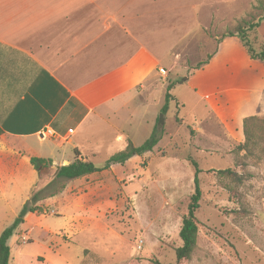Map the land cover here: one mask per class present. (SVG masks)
I'll use <instances>...</instances> for the list:
<instances>
[{"label":"rangeland","instance_id":"rangeland-1","mask_svg":"<svg viewBox=\"0 0 264 264\" xmlns=\"http://www.w3.org/2000/svg\"><path fill=\"white\" fill-rule=\"evenodd\" d=\"M259 1L218 0V8L210 1L206 28L181 44L184 50L177 62L161 66L150 93L153 102L136 111L133 142L138 146L152 131L150 119L155 125L162 115L164 93L172 84L174 100L158 123V144L123 165L46 186L30 202L40 212L27 215L8 239L10 260L173 262L181 244V220L194 191L191 158L200 170L201 196L195 212L196 246L186 264H264V62L251 59L238 38L224 37L239 21L264 14ZM249 38L256 50L264 47V18ZM248 117L255 119L247 122L246 134ZM7 140L0 134V144L17 149V142ZM30 143L34 154L54 153L47 141L41 146L35 139ZM55 155L59 163L75 158L74 150ZM107 158L105 150L84 157L97 168ZM50 160L44 167L58 165ZM17 167L12 184L4 187V199L0 193V234L30 199L44 168L34 170L19 162Z\"/></svg>","mask_w":264,"mask_h":264},{"label":"crops","instance_id":"crops-1","mask_svg":"<svg viewBox=\"0 0 264 264\" xmlns=\"http://www.w3.org/2000/svg\"><path fill=\"white\" fill-rule=\"evenodd\" d=\"M210 1L0 0V134L17 142L0 144L3 199L18 162L32 167L25 154L61 166L72 159L59 163L57 152L109 157L134 145L138 106L153 102L161 66L177 62L181 44L206 28ZM45 129L52 136L41 138ZM34 139L54 153L34 154Z\"/></svg>","mask_w":264,"mask_h":264},{"label":"trees","instance_id":"trees-1","mask_svg":"<svg viewBox=\"0 0 264 264\" xmlns=\"http://www.w3.org/2000/svg\"><path fill=\"white\" fill-rule=\"evenodd\" d=\"M264 1H259V6H262ZM264 18V14L258 16L256 19L251 21H239L234 28L229 29L224 37H235L238 38L241 44L244 46L247 54L251 59L258 60L260 62H264V47L256 50L252 45L249 33L258 27L259 22ZM172 84L166 87L164 93V104L161 108V113L164 115L168 109L169 102L174 100L173 95L171 94ZM255 119V117H248L244 120V129L247 134V122ZM159 118L156 120V124L154 125L149 137L140 145L134 146L131 142H128L127 146L118 151L111 156H109L104 163L102 168H97L91 160L80 159L78 158L79 152L74 150L75 158L66 165H61L60 170L55 177V179L47 185L51 186L54 183H57L59 180H72L80 177H84L96 172H100L103 170H108L113 164L123 165L128 159L132 156H142L147 152H151L154 147L158 144L162 137V130L158 127ZM1 133V129H0ZM248 134L251 136L250 131L248 130ZM190 163L193 167L194 175H193V183H194V191L190 196V201L187 208V213L183 216L181 220V225L179 228L178 236L181 241L180 246L175 249V257L174 261L170 263H161L157 260L153 262V264H186L189 260L195 246H196V238H197V222L195 217V212L198 207V202L201 196V189L199 187L198 173L200 172L197 163L189 159ZM50 159L40 158L36 156L30 157V164L33 166L35 170H39L42 167L48 165L50 163ZM45 189V188H44ZM43 189V190H44ZM42 192H38L35 194L31 201H35L38 199L39 194ZM40 212V208L31 204H26L20 209L19 213L15 217L12 224L6 227L0 234V264H9L10 260V247L8 245V239L15 233L19 224L24 222V216L27 213Z\"/></svg>","mask_w":264,"mask_h":264},{"label":"water","instance_id":"water-1","mask_svg":"<svg viewBox=\"0 0 264 264\" xmlns=\"http://www.w3.org/2000/svg\"><path fill=\"white\" fill-rule=\"evenodd\" d=\"M163 122V117L162 115L159 116V123ZM60 165H50L48 167H44L39 171V179L33 189V192L30 196V199H28V204L31 202V198L43 190L48 184H50L55 177L57 176L59 170H60Z\"/></svg>","mask_w":264,"mask_h":264},{"label":"built area","instance_id":"built-area-1","mask_svg":"<svg viewBox=\"0 0 264 264\" xmlns=\"http://www.w3.org/2000/svg\"><path fill=\"white\" fill-rule=\"evenodd\" d=\"M41 135H42L43 137H47V136L52 135V132H51L49 129H45V130L41 133ZM140 243H141V241H140ZM140 247H141V244H138V248H140Z\"/></svg>","mask_w":264,"mask_h":264}]
</instances>
